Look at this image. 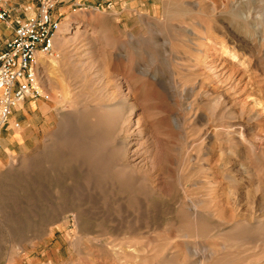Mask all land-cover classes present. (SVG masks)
I'll return each instance as SVG.
<instances>
[{"label": "rangeland", "instance_id": "374dc122", "mask_svg": "<svg viewBox=\"0 0 264 264\" xmlns=\"http://www.w3.org/2000/svg\"><path fill=\"white\" fill-rule=\"evenodd\" d=\"M55 14L48 99L2 146L0 264H264V0H70ZM125 95L143 135L103 110Z\"/></svg>", "mask_w": 264, "mask_h": 264}, {"label": "built area", "instance_id": "2783aa9c", "mask_svg": "<svg viewBox=\"0 0 264 264\" xmlns=\"http://www.w3.org/2000/svg\"><path fill=\"white\" fill-rule=\"evenodd\" d=\"M33 2L15 8L0 0V22L13 25L12 36L0 49V139L16 106L28 98L48 99L40 85V59L55 55L60 28L55 8L60 0ZM13 126L19 127V123ZM1 152L0 142V157Z\"/></svg>", "mask_w": 264, "mask_h": 264}, {"label": "crops", "instance_id": "0c3cea01", "mask_svg": "<svg viewBox=\"0 0 264 264\" xmlns=\"http://www.w3.org/2000/svg\"><path fill=\"white\" fill-rule=\"evenodd\" d=\"M68 1H70V0H60L59 3H62V2L67 3ZM18 2H19L18 0H14L13 4L15 3V6H13V5H10V6L17 8L18 6L23 5V4H19ZM16 3H18V4H16ZM18 12L20 13V11H18ZM1 23H3V24H1V26H0V41H1L0 49L3 47L4 42L7 39H9L13 34V30H12L13 25L12 24L4 23V22H1ZM4 26L8 28V32H3L1 30V27H4ZM36 99L37 98H28L12 110V114L10 116L8 124H6L2 128L1 139H0L2 146H9L12 143L19 142V140H21L23 138V135H22V137L18 136L19 134H18V131L16 129H19L20 127H22L25 121H29L30 119H32L34 121L33 117L29 115L28 110L37 107V105H38V107L40 106V103L39 104L34 103V100H36ZM27 101H30L29 104H27L28 103ZM19 120H21L23 122L21 125L18 122ZM14 122H18L19 127H14L13 126ZM7 125L10 126L9 135L4 136L3 132L4 131L6 132L5 129H6Z\"/></svg>", "mask_w": 264, "mask_h": 264}, {"label": "bare ground", "instance_id": "6f19581e", "mask_svg": "<svg viewBox=\"0 0 264 264\" xmlns=\"http://www.w3.org/2000/svg\"><path fill=\"white\" fill-rule=\"evenodd\" d=\"M76 27H78V25L77 26H73V28H76ZM63 28V27H62ZM61 30V29H60ZM83 31V30H82ZM58 42V41H57ZM59 43V42H58ZM222 66V65H221ZM130 74V73H129ZM123 81H125V80H123ZM120 83V82H119ZM125 83H126V81H125ZM124 83V84H125ZM121 84H122V82H121ZM120 84V85H121ZM127 84V83H126ZM119 85V84H118ZM62 86V85H61ZM129 85H127V87H128ZM68 87V86H67ZM62 88V87H61ZM60 88V89H61ZM123 88V87H122ZM67 90V89H66ZM114 91V90H113ZM116 91V90H115ZM123 91V90H122ZM125 92H126V90H125ZM127 92H128V90H127ZM67 93V92H66ZM113 93H115V92H113ZM118 93V92H117ZM120 93V92H119ZM118 93V94H119ZM127 94V93H126ZM97 95V94H96ZM100 95V94H99ZM98 95V96H99ZM115 95V94H114ZM101 96H103L102 94H101ZM106 96H107V94H106ZM109 96V95H108ZM107 96V97H108ZM96 97V96H95ZM100 97V96H99ZM105 97V96H104ZM110 97H111V95H110ZM119 97V96H118ZM115 98H116V96H115ZM122 98V97H121ZM108 100V99H107ZM121 101L117 104V107L116 106H114V104L113 105H108L107 104V102H106V105H108V106H103V110L105 111V110H111V112L113 111V110H115V108H117V110H116V114H117V112H118V110H120L121 112H119L118 114H117V121L119 122V126H125V124H126V122H128L129 120H128V118H127V116L128 115H133V114H136V104L135 103H129L130 101H128V95L126 96H124L122 99H120ZM136 102V101H135ZM97 105V104H96ZM99 105V104H98ZM116 105V104H115ZM63 106V105H62ZM68 106V105H67ZM113 107H115L113 110H112V108ZM138 108V107H137ZM42 109H46V107L45 106H42ZM64 110V109H63ZM103 110H102V112H103ZM125 110V111H124ZM106 113H107V111H105ZM104 112V113H105ZM103 114V113H102ZM114 114V113H113ZM112 114V115H113ZM104 115H107V114H104ZM140 116V115H139ZM138 116V117H139ZM114 117H115V115H114ZM136 118L133 122H132V124H134L133 126H134V128L133 129H137L141 134L143 133V131H144V129L142 128H140V119L139 118ZM109 118V117H108ZM108 118H107V120H108ZM110 120V122H111V120H113L112 119V117H111V119H109ZM112 122H114V121H112ZM130 122V121H129ZM129 122H128V124H129ZM114 124V123H113ZM117 124V123H116ZM115 124V125H116ZM131 124V123H130ZM129 124V125H130ZM131 124V125H132ZM145 124V123H144ZM88 125V124H87ZM76 127V126H75ZM84 127V126H83ZM85 128V127H84ZM83 128V129H84ZM122 128V127H121ZM123 128H126V126L125 127H123ZM128 129H129V127H127ZM146 130V129H145ZM19 132V131H18ZM124 132V131H123ZM125 133V132H124ZM130 133V132H129ZM126 135V134H125ZM143 135V134H142ZM87 136V135H86ZM128 136H129V134H128ZM150 136V135H149ZM155 136V135H154ZM118 137V136H117ZM114 140V142H116L117 140H118V138H117V140L115 141V139H113ZM125 140V139H124ZM130 141V140H129ZM132 141V140H131ZM126 142V140H125V142H123V144H122V141H121V144L123 145V150L122 151H124V152H127V150H129V148H130V145L131 144H133L134 142L132 141V142ZM154 141V140H153ZM155 142V141H154ZM153 142V143H154ZM62 144V143H61ZM114 145V144H113ZM153 145V144H152ZM99 146V145H98ZM142 146V145H141ZM148 146V145H147ZM136 148H137V146H136ZM142 149V148H141ZM149 149H150V147H149ZM158 149V148H157ZM135 152V151H134ZM155 153V152H154ZM120 154V153H119ZM126 155V154H125ZM153 155V154H152ZM115 156V155H114ZM155 156V155H154ZM109 157V156H108ZM111 157V156H110ZM103 158V157H102ZM114 158V157H113ZM123 158V157H122ZM141 158V157H140ZM154 159V158H153ZM34 160V159H33ZM37 160V159H36ZM140 160V159H139ZM1 161V160H0ZM129 161V160H128ZM116 163H114V165H115ZM130 165V164H129ZM136 165V164H135ZM134 165V166H135ZM117 166V165H116ZM121 167V166H120ZM136 167V166H135ZM127 171V170H126ZM110 175V174H109ZM71 186V185H70ZM95 186V185H94ZM94 189H95V187H94ZM151 189V188H150ZM76 190V189H75ZM80 190H82V188L80 189ZM96 191V190H95ZM98 191V190H97ZM71 192V191H70ZM76 192V191H75ZM74 192V193H75ZM74 193H71V194H74ZM88 193H91V192H88ZM87 192H86V194H88ZM96 193V192H95ZM82 194V193H81ZM93 194V193H92ZM85 195V194H84ZM90 195V194H89ZM87 196V195H86ZM86 196H83V197H85V198H87L88 200L90 199V197H86ZM94 196H95V194H94ZM81 199H83L82 197H81ZM86 200V199H85ZM84 200V201H85ZM98 200V199H97ZM96 200V201H97ZM99 201V200H98ZM81 203V202H80ZM91 203V202H90ZM194 205V204H193ZM101 206V205H100ZM74 207V206H73ZM88 207V206H87ZM93 207V206H92ZM71 209V208H70ZM82 209H83V207H82ZM92 209V208H91ZM91 209H90V211H91ZM98 209V208H97ZM190 211V210H189ZM88 212V211H87ZM109 212V211H108ZM102 214V213H101ZM109 214V213H108ZM197 214V213H196ZM91 215H92V213H91ZM113 215V214H112ZM195 214H193V216H194ZM107 216V215H106ZM196 216V215H195ZM199 216V215H198ZM90 217V216H89ZM116 220V219H115ZM186 236V235H185ZM196 236V235H195ZM199 237V236H198ZM132 250V249H131ZM133 251V250H132ZM190 252V251H189ZM121 255V254H120ZM125 256V255H124ZM190 258V257H189ZM134 259V258H133ZM118 261V260H117ZM125 261V260H124Z\"/></svg>", "mask_w": 264, "mask_h": 264}]
</instances>
